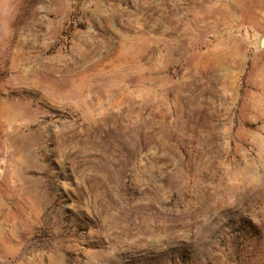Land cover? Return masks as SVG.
I'll return each instance as SVG.
<instances>
[{
  "label": "rangeland",
  "instance_id": "obj_1",
  "mask_svg": "<svg viewBox=\"0 0 264 264\" xmlns=\"http://www.w3.org/2000/svg\"><path fill=\"white\" fill-rule=\"evenodd\" d=\"M264 0H0V264H264Z\"/></svg>",
  "mask_w": 264,
  "mask_h": 264
},
{
  "label": "water",
  "instance_id": "obj_2",
  "mask_svg": "<svg viewBox=\"0 0 264 264\" xmlns=\"http://www.w3.org/2000/svg\"><path fill=\"white\" fill-rule=\"evenodd\" d=\"M259 44H260V47L264 46V38L262 37L260 38Z\"/></svg>",
  "mask_w": 264,
  "mask_h": 264
}]
</instances>
